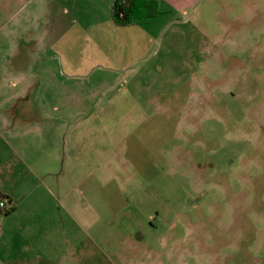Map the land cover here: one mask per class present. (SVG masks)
I'll list each match as a JSON object with an SVG mask.
<instances>
[{
	"label": "rangeland",
	"instance_id": "374dc122",
	"mask_svg": "<svg viewBox=\"0 0 264 264\" xmlns=\"http://www.w3.org/2000/svg\"><path fill=\"white\" fill-rule=\"evenodd\" d=\"M155 1L0 9V260L264 264V0Z\"/></svg>",
	"mask_w": 264,
	"mask_h": 264
},
{
	"label": "trees",
	"instance_id": "16d2710c",
	"mask_svg": "<svg viewBox=\"0 0 264 264\" xmlns=\"http://www.w3.org/2000/svg\"><path fill=\"white\" fill-rule=\"evenodd\" d=\"M157 10V2L155 0H112L111 16L112 21L118 26L134 25L141 21L145 16ZM0 193V199H5L8 204L11 200ZM8 209L2 212V215L9 214L14 210L13 205L9 204Z\"/></svg>",
	"mask_w": 264,
	"mask_h": 264
},
{
	"label": "crops",
	"instance_id": "0c3cea01",
	"mask_svg": "<svg viewBox=\"0 0 264 264\" xmlns=\"http://www.w3.org/2000/svg\"><path fill=\"white\" fill-rule=\"evenodd\" d=\"M194 0H186L183 2H180L178 4H175L174 7L180 6L181 8H184V6H189L191 4H193ZM12 3V6H18L17 10H25L26 6H27V0H0V9L2 10V12L5 11H9L10 9V4ZM172 3H177L176 1H173ZM179 8V7H178ZM180 9V8H179ZM0 193L6 197H8L11 202L9 203L10 205L12 204L14 207V210L11 211L9 214L6 215H2L0 214V217H2L3 223L7 220V218L11 215V213H13L16 210V206L13 204V197H11L10 193H3L2 191H0ZM9 194V195H8ZM7 198V199H8ZM8 203V202H7ZM8 204V205H9ZM17 233V232H16ZM14 233V231H10L11 236H16L18 235V233L16 234ZM10 248H12V245H10ZM27 251H24V254H26ZM6 254H8V256H6V258L4 260H0V264H38L39 262H36L35 259H37V256L35 258H33V256H31V254L28 257H14V258H10L11 257V250H5ZM29 257H32L29 259ZM39 260V259H37Z\"/></svg>",
	"mask_w": 264,
	"mask_h": 264
},
{
	"label": "built area",
	"instance_id": "2783aa9c",
	"mask_svg": "<svg viewBox=\"0 0 264 264\" xmlns=\"http://www.w3.org/2000/svg\"><path fill=\"white\" fill-rule=\"evenodd\" d=\"M8 203L5 199H0V214L4 212V210L8 209Z\"/></svg>",
	"mask_w": 264,
	"mask_h": 264
}]
</instances>
